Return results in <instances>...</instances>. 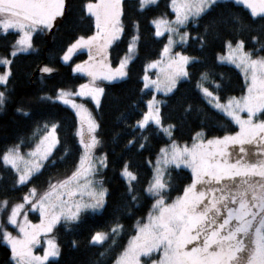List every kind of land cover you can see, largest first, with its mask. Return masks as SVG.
<instances>
[{"label":"snow or ice","instance_id":"1","mask_svg":"<svg viewBox=\"0 0 264 264\" xmlns=\"http://www.w3.org/2000/svg\"><path fill=\"white\" fill-rule=\"evenodd\" d=\"M230 2L249 9L253 24L256 18L264 21V0H170L174 20L158 17L152 21L155 35L161 36L166 32L168 41L160 53L161 59L147 66L159 68L163 78L150 80L145 74V87L151 85L157 91L172 92L177 80L189 75L186 66L196 60L180 52L170 55L174 44H183L190 38L188 32H179V26L189 23L199 26L198 22L209 16L214 8L227 6ZM152 3L155 0H139L141 9ZM84 8L95 19L96 32L87 38H77L62 59L67 61L70 53L87 48L89 60L76 65L73 71L86 73L91 82L79 85L76 92L57 89L54 97L76 109L77 116L86 122L87 136L83 129L77 131L83 152L70 176L56 183L50 181L48 189L42 194L35 187L30 188L23 195L22 203L12 205L6 224L15 226L18 234L13 235L6 227L0 226V241L9 246L10 259L14 264H44L49 257L60 256L61 250L53 239L45 241L47 247L42 256L33 253V248L40 243L38 237L41 233H51L60 220L78 222L83 211L106 207L107 189L97 186L98 182L93 178L97 167H104L107 163L106 156L98 159L94 156L93 150L100 143L95 135L98 125L84 105L77 104L72 97H90L98 105L104 89L95 86V81H112L127 75L125 69L133 58L138 37H132L127 54L112 69L106 63V49L123 30L121 0H88ZM65 9V0H0V31L17 30L19 33L10 55L15 57L32 49L33 32L52 29L57 18L65 15ZM227 24L233 25L236 31L248 27L232 14L210 17L203 25V33L194 39L204 47L207 38L218 36L221 26ZM260 31L264 32V24L260 25ZM174 34L180 37L178 41L173 39ZM251 40L260 44V49L246 51L244 39H230L223 42L225 53L217 56L218 60L234 64L244 73L247 85L245 95L239 99L230 97L226 103H220V98L208 87L199 82L197 84L208 102L239 126L235 134L206 138L203 132H197L191 145H180L172 138L176 125L164 126L162 123L160 108L157 107L159 102L155 99L148 102V111L137 121V126L145 129L151 122L171 143L159 149L152 178L143 189L153 201L146 222H137L135 235L129 239L114 264H141L142 258H148L151 264H264V120L255 119L257 113L264 115V57L253 58L255 51H264V42L258 35H253ZM11 63L7 57L0 58V66L5 68L0 73V85L6 86L10 79L8 66ZM40 71L50 73L54 69L44 66ZM208 79L209 74L202 72L201 81ZM41 99L50 100L53 97L45 95ZM5 101V92L0 91V106ZM191 107L189 104L184 109L185 113ZM241 113H246V117ZM45 128L40 142L27 153L30 159L21 155L20 145L9 147L0 156L5 166L10 165L15 170L16 184L30 183L31 178L40 172L43 162L50 158L58 142L55 134L57 125L53 123L50 128L47 125ZM142 139L147 142L148 138ZM140 147H144L143 142ZM172 165L190 169L191 176L182 193L168 202L172 181L167 169ZM121 175L127 181L130 200L124 207L128 209L130 203L135 204L140 198L134 194L133 187L137 176L129 170L127 162L121 169ZM29 203L33 209L39 210L38 224L31 223L27 214L21 211ZM7 206V200L0 201V209L7 211ZM21 215L22 220L18 219ZM116 220L109 232L93 233L90 243L103 247L109 238L115 237L123 227L118 223L119 217ZM154 253L159 258L152 260ZM105 255L106 252H100L91 264H105Z\"/></svg>","mask_w":264,"mask_h":264},{"label":"trees","instance_id":"2","mask_svg":"<svg viewBox=\"0 0 264 264\" xmlns=\"http://www.w3.org/2000/svg\"><path fill=\"white\" fill-rule=\"evenodd\" d=\"M88 0H65V15L54 22L50 30H37L32 35V49L10 57L17 34L12 31H0V58L7 57L11 77L6 86L1 85L0 91L6 95L5 103L0 106V156L13 145H20L23 150L30 148L40 130L47 124L57 125V145L50 158L44 162L40 172L31 178L26 185L16 184L14 171L0 160V201L9 204L18 202L31 187L38 190L47 187L50 181L62 179L75 169L81 154L78 122L75 113L67 106L53 100H43V96H55L57 89H74L83 83L85 75L72 72L75 64L87 60L85 50H78L68 63L61 60L67 47L80 36H90L94 32L91 16L85 11ZM122 32L110 46L107 57L108 65L114 68L127 51L128 43L133 35L136 41V54L129 62L127 75L124 79L104 84V91L96 111L86 101V107L93 110L96 133L100 141V151L107 157L104 171L101 173L104 188L107 189L106 207L99 211H84L78 222L60 220L53 230L61 255L45 264H91L100 252H106L105 264H113L118 254L124 249L129 238L135 231L138 221H143L149 212L152 199L147 197L143 189L152 176L150 163L159 149L169 142L166 135L149 123L145 129L136 127V122L146 109V101L151 91L143 88L142 76L146 63L157 59L164 44V37L157 38L151 20L157 16L171 18L167 0H157L143 9L139 0H122ZM239 17L245 27L236 31L231 24L222 25L218 36H209L204 47L194 39L204 31V23L210 17ZM196 23H189L186 29L189 39L175 47V50L196 58L186 66L189 75L176 83V88L167 95H161L160 114L163 125L175 124L173 139L178 143H188L197 132H203L206 138L223 137L236 132L233 122L222 113L212 108L199 92L198 82L208 87L220 101L230 97H239L245 92V83L241 73L233 66L220 63L217 56L224 51L225 40L244 39L246 51L260 49V44L252 42L251 37L258 35L264 42V32L259 18L252 23L250 11L240 4L228 3L212 10L209 16ZM253 56L264 57V51H255ZM44 66L54 69L50 73L40 71ZM4 66H0V72ZM209 74L207 81H201V73ZM214 81L215 83H210ZM219 84L220 87H215ZM191 105V110L184 109ZM21 109V111H17ZM147 137V142L143 141ZM133 143L129 144L128 141ZM144 143L141 148L140 144ZM127 162L129 170L137 180L133 187L139 195L135 204L129 202L127 183L120 171ZM171 177L172 190L168 202L180 195L183 187L190 183L191 173L184 168L171 167L167 170ZM167 178V177H166ZM36 217V216H35ZM122 230L111 237L100 247L90 243V237L96 231H109L116 218ZM8 247L0 241V264H14L10 259Z\"/></svg>","mask_w":264,"mask_h":264},{"label":"rangeland","instance_id":"3","mask_svg":"<svg viewBox=\"0 0 264 264\" xmlns=\"http://www.w3.org/2000/svg\"><path fill=\"white\" fill-rule=\"evenodd\" d=\"M122 1V0H121ZM157 0H155V2H156ZM167 3H168V6H169V9H170V12L173 14V16L171 17V18H168L167 16H157V17H155V18H153L152 20H151V25H152V27H153V29H154V35H155V31H156V29H155V26L153 25V23H152V21L154 20V19H156V18H158V17H163V18H166V19H168V20H174V18H175V13L172 11V8L170 7V0H167ZM152 4H154V3H152ZM240 5H242V4H240ZM244 6V5H243ZM245 7V6H244ZM249 10V9H248ZM250 11V10H249ZM59 18V17H58ZM57 18V19H58ZM92 19H93V23H94V32H93V34L96 32V27H95V19L92 17ZM173 27H176L175 25H173ZM45 30H49V29H45ZM179 32L180 33H183V32H188L187 31V29H186V26H179ZM9 31H12V32H15L16 34H17V39L19 38V33H18V31L17 30H9ZM3 32V31H2ZM4 33V32H3ZM93 34H91V35H93ZM121 34V33H120ZM33 35V34H32ZM90 35V36H91ZM120 36V35H119ZM133 36H136V34L135 35H133ZM132 36V37H133ZM88 37V36H87ZM87 37H85V38H87ZM137 37V36H136ZM155 37H157V38H160V37H164V44H163V47H164V45L167 43V41H168V34L165 32V33H163L161 36H156L155 35ZM119 38V37H118ZM132 39V38H131ZM130 39V40H131ZM173 39L174 40H179L180 39V37L178 36V35H173ZM117 40V39H116ZM116 40H114L113 42H112V44L116 41ZM76 41V40H75ZM74 41V42H75ZM73 42V43H74ZM130 42V41H129ZM73 43H71V44H73ZM70 44V45H71ZM111 44V45H112ZM129 44V43H128ZM184 44V43H183ZM69 45V46H70ZM111 45H109L108 47H107V49H106V63H108L107 61H108V57H107V53H108V50H109V48H110V46ZM178 45H180V44H174L173 45V47H172V51H171V53H170V55H174L176 52H179V51H177V50H175V47L176 46H178ZM69 46L67 47V49L65 50V52L62 54V56H61V60L63 61V62H65V63H68L70 60H71V58L73 57V55H74V53L76 52V51H78V50H85V52L87 53V60H89V51H88V49L87 48H79V49H77L76 51H74V52H72V53H70L69 54V59L67 60V61H64L62 58H63V56H64V54L67 52V50H68V48H69ZM163 47H162V49H161V51L163 50ZM31 50V49H30ZM29 50V51H30ZM13 51V49L11 50V52ZM95 50H93V52H94ZM225 51H226V49H224V51L222 52V53H220L219 55H223L224 53H225ZM11 52H10V54H11ZM28 52V51H27ZM127 52H128V47H127V51L122 55V57L120 58V60L122 59V58H124L125 57V55L127 54ZM161 53V52H160ZM181 53V52H180ZM135 54H136V44H135V48H134V52H133V57L135 56ZM181 54H183V53H181ZM183 55H185V54H183ZM10 57H11V55H10ZM256 57H258V56H253V58H256ZM259 57H261V56H259ZM9 59V58H8ZM133 59V58H132ZM161 59V57H160V55H159V57L157 58V59H155V60H153V61H158V60H160ZM120 60H119V63H120ZM131 61V60H130ZM129 61V62H130ZM220 63H224V64H228V65H231V66H233V67H235L240 73H241V75H242V77H243V79H244V83H245V92L241 95V96H239V97H235V98H237V99H239V98H241L243 95H245L246 94V91H247V85H246V82H245V77H244V73L241 71V69H239V68H237L234 64H230V63H228L227 61H221V60H218ZM152 61H150V62H148V63H146V65H145V67H144V73H143V76H142V84H143V88L145 89V90H147V91H151L152 93H151V96L149 97V99L146 101V109H145V111H144V113L145 112H147L148 111V102L149 101H151V100H153V99H155V101H158L159 103L157 104V107H160V104H161V102L163 101L162 100V98L160 97L161 95H167V94H169V93H165V92H163V91H157L154 87H152L151 85L149 86V87H145V82H144V80H143V77L145 76V74H147V76L149 77V79L150 80H156V79H158V77L159 78H163L162 77V75H160V73H159V68H150V67H147L150 63H151ZM119 63H118V65H119ZM83 64V63H82ZM129 64V63H128ZM76 65H78V64H75L74 66H73V69L76 67ZM117 65V66H118ZM116 66V67H117ZM163 65H161L160 67H162ZM9 67V66H8ZM116 67H112V69H115ZM128 67V66H127ZM127 67H126V72H127ZM73 69H72V72L73 73H75V74H80V75H85L86 77H87V79L83 82V83H81V84H85V83H90L91 82V78L86 74V73H84V72H76V71H73ZM4 70H5V68H4ZM3 72V71H2ZM2 72H0V73H2ZM126 77V76H125ZM125 77H123V78H119V79H116V80H112V81H108V80H103V79H97L96 81H95V86H97V87H100V88H103L104 87V84H110V83H113V82H117V81H120V80H122V79H124ZM185 78V77H184ZM184 78H181V79H179V80H182V79H184ZM179 80H177V82L179 81ZM81 84H79V85H81ZM79 85L77 86V87H75L74 89H70V88H65L64 90H67V91H70V92H76L78 89H79ZM1 86V85H0ZM204 86V85H203ZM205 87V86H204ZM209 91H211L210 89H209ZM199 92L201 93V95L204 97V99L206 100V102L212 107V108H214L213 107V105L212 104H210L209 102H208V98L207 97H205L204 96V94H203V92L200 90V88H199ZM212 92V91H211ZM213 94L215 95V93L213 92ZM101 95H102V93L100 94V96H99V101H100V98H101ZM56 96V95H55ZM55 96H51V97H53V99H51V100H53V101H56V102H59V103H61L62 105H65V106H67V107H69L74 113H75V115H76V118H77V122H78V128H77V131L78 130H80V129H83V131H84V134H85V136H87V124H86V122H83L82 120H81V118L80 117H78L77 116V110L76 109H74V108H72L70 105H67V104H64L63 102H61L60 100H56V99H54V97ZM216 96V95H215ZM74 100H75V102L77 103V104H83L84 105V108L87 110V113L88 114H90V116H91V119L92 120H94L95 122H96V120H95V115H94V113H93V110L90 108V107H86V101H88V102H90V104L92 105V107L94 108V110L96 111V109L98 108V106H99V104L97 105V103L95 102V101H93L90 97H78V96H74V97H72ZM227 100H228V98L226 99V100H224V101H220V103H226L227 102ZM100 103V102H99ZM213 103H214V101H213ZM215 109V108H214ZM215 110H217V111H219L218 109H215ZM220 113H222L221 111H219ZM143 113V114H144ZM223 114V113H222ZM225 117H227L225 114H223ZM241 115L242 116H245L246 117V113H241ZM142 117H143V115H142ZM142 117L140 118V119H142ZM228 119H230L231 120V118H229V117H227ZM139 119V120H140ZM255 119H257V120H262V117L260 116V113H257L256 114V117H255ZM232 121V120H231ZM233 122V121H232ZM151 123V122H150ZM53 123H51V124H47V127L48 128H50L51 127V125H52ZM233 124L235 125V127H236V132H238L239 131V126L237 125V124H235V122H233ZM135 126L136 127H138L137 126V122H136V124H135ZM164 126H167V125H164ZM45 132H46V128H45V126L40 130V132L37 134V136H36V138H35V141H34V143H33V145L30 147V148H25V149H21L20 148V152H21V155H23L24 156V158L25 159H30V157H28V155H27V153L28 152H30L32 149H34L35 148V146H36V144H38L39 142H40V138L42 137V136H44L45 135ZM235 132V133H236ZM56 134V139H57V133H55ZM95 135L97 136V133L95 132ZM97 138H98V136H97ZM78 140H80V137L78 138ZM171 143V141L169 140V142L166 144V145H169ZM191 143H192V141L191 142H188L187 144H189V145H191ZM180 145H183V144H185V142H182V143H179ZM57 145V144H56ZM56 145H55V147H56ZM166 145H164V146H166ZM164 146H162V147H164ZM12 147V146H11ZM54 147V148H55ZM54 148H53V150H54ZM8 149V148H7ZM6 149V150H7ZM81 149H82V147H81ZM5 150V151H6ZM94 151V156L98 159L99 157H101V156H105V154L102 152V151H100V143L99 144H97V146H96V148L93 150ZM82 152H83V149H82V151H81V154H82ZM159 153V152H158ZM81 154H80V156H81ZM158 155V154H157ZM157 155H156V157H157ZM156 157L153 159V161L150 163V165H151V169H152V175H153V168H154V166H155V160H156ZM80 158V157H79ZM79 161V160H78ZM45 162V161H44ZM44 162H43V164H44ZM78 163V162H77ZM42 164V165H43ZM8 167H10L11 168V166L10 165H8ZM21 167H23V165H21ZM42 167V166H41ZM171 167H175L174 165H172V166H169L168 167V169L169 168H171ZM76 168V167H75ZM104 168H105V166L104 167H97V173H96V175L93 177L97 182H98V185L97 186H100V185H102L103 186V188H104V185H103V182H102V176H101V173L104 171ZM176 168V167H175ZM181 168H184L183 166L181 167ZM12 169V168H11ZM167 169V170H168ZM184 169H186V168H184ZM13 170V169H12ZM75 170V169H74ZM73 170V171H74ZM186 170H188L190 173H191V171H190V169H186ZM14 171V173H15V175H16V179H17V174H16V172H15V170H13ZM72 171V172H73ZM72 174V173H71ZM71 174H69L68 176H70ZM120 175H121V171H120ZM67 177V176H66ZM121 177L125 180V178L121 175ZM65 178V177H64ZM64 178H62V179H64ZM151 178H152V176H151ZM61 178L59 179V180H62ZM151 180V179H150ZM58 181V179H55V180H53V181H51L52 183H56ZM125 182L127 183V181L125 180ZM48 186H49V184L47 185V187L46 188H44V189H41V190H38L37 189V192L38 193H40V194H42L45 190H47L48 189ZM31 188H33V187H31ZM30 189V188H29ZM29 191V190H28ZM27 191V192H28ZM26 192V193H27ZM25 193V194H26ZM77 199H79V197H77ZM174 199V198H173ZM169 202H171V201H169ZM17 203H22V199L20 200V201H18V202H14V203H12V204H9L8 203V206H7V211H5L4 209H0V226H4V227H6V229H7V231H9V232H11L13 235H17L18 234V229H16L15 228V226H12V225H7L6 224V220H7V214H8V212L10 211V209H11V207H12V205H14V204H17ZM152 203H153V201H152ZM151 209V208H150ZM22 211V213H26L27 214V218H28V220L31 222V223H33V224H38V223H40V214H39V210L38 209H33L32 207H31V204L29 203V204H26L25 205V207L21 210ZM85 211H94V210H92V209H88V210H85ZM96 211H99V210H96ZM150 211V210H149ZM84 212V211H83ZM149 213V212H148ZM148 213H147V215L145 216V218L143 219V221H145L146 222V218H147V216H148ZM36 216V217H35ZM18 219H23V215H21L20 217H18ZM58 224V223H57ZM56 224V225H57ZM55 225V226H56ZM55 226H54V228H55ZM136 226H137V224H136ZM136 226H135V228H136ZM54 228H53V230H54ZM103 232H109V231H103ZM135 235V231H134V233L131 235V237L132 236H134ZM130 237V238H131ZM129 238V239H130ZM38 239L40 240V243L38 244V245H36L34 248H33V253L35 254V255H39V256H42L43 255V253H44V248L45 247H47V244L45 243V241L46 240H48V239H53V240H55V238H54V235H53V231L51 232V233H48V234H44V233H41V235L38 237ZM129 241V240H128ZM56 242V241H55ZM5 244V243H4ZM127 244H128V242H127ZM127 244H126V246H127ZM6 245V244H5ZM7 246V245H6ZM125 246V247H126ZM8 247V249L10 250V248H9V246H7ZM124 247V248H125ZM123 251V250H122ZM121 251V252H122ZM120 252V253H121ZM120 253L118 254V256L120 255ZM117 256V257H118ZM116 257V258H117ZM56 257H49L48 258V260L47 261H49V260H53V259H55ZM159 257H158V254H153L152 255V257H151V259L152 260H155V259H158ZM116 260V259H115ZM47 261H45L44 262V264L47 262ZM113 264H114V262H113ZM141 264H151V260H149L148 258H142L141 259Z\"/></svg>","mask_w":264,"mask_h":264},{"label":"flooded vegetation","instance_id":"4","mask_svg":"<svg viewBox=\"0 0 264 264\" xmlns=\"http://www.w3.org/2000/svg\"><path fill=\"white\" fill-rule=\"evenodd\" d=\"M260 116L262 117V120H264V115H261V114H260ZM234 134H235V133H234ZM231 135H232V134H231ZM237 150H238V148H237Z\"/></svg>","mask_w":264,"mask_h":264}]
</instances>
